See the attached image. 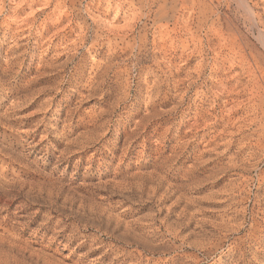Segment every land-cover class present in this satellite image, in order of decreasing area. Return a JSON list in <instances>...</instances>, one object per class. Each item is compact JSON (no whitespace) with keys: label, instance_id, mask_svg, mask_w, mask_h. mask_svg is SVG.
Masks as SVG:
<instances>
[{"label":"rangeland","instance_id":"374dc122","mask_svg":"<svg viewBox=\"0 0 264 264\" xmlns=\"http://www.w3.org/2000/svg\"><path fill=\"white\" fill-rule=\"evenodd\" d=\"M0 264H264V0H0Z\"/></svg>","mask_w":264,"mask_h":264}]
</instances>
